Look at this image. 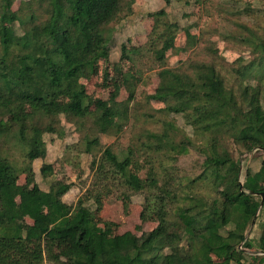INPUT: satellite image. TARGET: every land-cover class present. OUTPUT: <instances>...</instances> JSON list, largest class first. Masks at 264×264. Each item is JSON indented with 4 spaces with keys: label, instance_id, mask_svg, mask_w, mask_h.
I'll list each match as a JSON object with an SVG mask.
<instances>
[{
    "label": "trees",
    "instance_id": "16d2710c",
    "mask_svg": "<svg viewBox=\"0 0 264 264\" xmlns=\"http://www.w3.org/2000/svg\"><path fill=\"white\" fill-rule=\"evenodd\" d=\"M15 1L0 0V264H247L246 233L264 213V159L256 176L239 155L264 152V28L238 24L247 34L234 38L252 54L242 62L220 60L198 39L193 54L169 66L180 26L164 8L148 12L146 42H122L118 60L142 76L146 59L156 87L138 92L136 75L120 72L126 96L94 108L82 79L109 60L114 25L135 0H19L13 8ZM234 3L239 15L251 10ZM102 76L108 80L107 66ZM151 101L164 106L141 109ZM66 125L76 134L66 149L90 159V183L73 204L62 199L73 183L57 180L52 163L39 168L46 188L33 169L46 157L45 136L63 138ZM141 160L152 168L146 178ZM115 191L119 199L140 195L139 218L155 226L139 235L99 229L98 212Z\"/></svg>",
    "mask_w": 264,
    "mask_h": 264
},
{
    "label": "rangeland",
    "instance_id": "374dc122",
    "mask_svg": "<svg viewBox=\"0 0 264 264\" xmlns=\"http://www.w3.org/2000/svg\"><path fill=\"white\" fill-rule=\"evenodd\" d=\"M19 0L13 4V8L18 6ZM192 2V1H191ZM229 0H200L199 3H190L183 5L177 1H172L166 5L163 0H135L133 3L132 13L123 18L119 23L114 25L112 42L110 44V58L107 62L100 61L96 66V72L89 79H82L86 86V91L92 105L105 106L114 98L122 99L127 92L121 83L120 75L122 72L134 73L138 79L136 81L138 92L148 94L153 92L158 83L156 70H147L149 63L146 59L142 60L143 75H138L136 67L126 60H118L119 45L122 42L127 43L128 47L140 46L146 42L147 34L152 25V18L147 15L148 12L164 8L169 19L176 20L180 26L177 33L175 45L179 50H171L167 53L165 64L169 66L179 65L184 59L195 52L198 45V39H203V43L210 46L211 50L216 53L222 61L231 63L242 62L248 59L252 54L246 44L239 42L234 38L235 35L247 33L239 23L246 24L256 31L264 28V2L258 0H245L246 7L250 8L247 13H238L240 3L228 4ZM239 7V8H238ZM227 21V22H226ZM8 26V24H6ZM223 27V28H222ZM225 29V30H224ZM200 30H203L202 36ZM228 30V32H225ZM216 31V32H215ZM190 34V36H189ZM206 41V42H205ZM199 55V54H198ZM201 56V54L199 55ZM117 62V63H116ZM108 67V80L103 76V70ZM122 71V72H121ZM121 72V73H120ZM119 77L120 88L117 89V79ZM144 78V80H143ZM60 104H66L65 97H59L57 100ZM143 104V103H142ZM140 105V104H139ZM164 105L161 102L151 101L150 104L140 105L141 109L150 113H156ZM9 116L5 115L4 119L8 120ZM127 125L124 131H127ZM135 132L137 127L131 126ZM125 136V133H123ZM126 137V136H125ZM120 138V142L125 140ZM76 138V134L70 125H66V133L63 138L47 134L46 140V157L44 160H34L35 179L42 188H46L43 183L38 166L42 162H51L55 169L54 175L59 181L72 182L70 192L64 195L67 203L73 204L91 180L89 170V156L69 152L66 146ZM192 140L197 143L196 138ZM106 144L113 143L114 138H103ZM193 156H188L180 160L181 165L188 167ZM243 169L249 167L256 176L259 175V168L264 159V152L252 150L249 153L239 155ZM152 172L151 166L141 160L138 174L141 178H146ZM24 182V175H20L18 183ZM264 185V182H263ZM118 191L106 198L98 212V228L103 230L107 235L120 234L125 231H131L140 234L142 231L150 230L156 222L149 220L141 222L139 213L141 210L142 197L140 195L125 196L117 198ZM41 209L36 208L35 212ZM264 214V213H263ZM261 215V214H259ZM34 214L26 217V221L31 222ZM261 218V217H259Z\"/></svg>",
    "mask_w": 264,
    "mask_h": 264
},
{
    "label": "crops",
    "instance_id": "0c3cea01",
    "mask_svg": "<svg viewBox=\"0 0 264 264\" xmlns=\"http://www.w3.org/2000/svg\"><path fill=\"white\" fill-rule=\"evenodd\" d=\"M244 2H245V0H244ZM132 47H136V46H132ZM101 61H103V60H101ZM129 73H131V72H129ZM118 82H119V77H118L116 83H118ZM119 88H120V84L118 83L117 89H119ZM92 106L94 108H101V107H103L102 105H97V106L96 105L95 106L92 105ZM39 168H40V166H38V170H39ZM53 168H54V166H53ZM33 169H34V172H35L36 169H35L34 166H33ZM54 172H55V169H54ZM36 181H37V179H36ZM70 190H71V188H70ZM70 190H68L66 193L70 192ZM64 195H63V198H62L63 201H65ZM39 209H41V211H43L42 208H39ZM259 217H261V218H259ZM262 231H264V214L258 215V213H257L256 216L252 219L251 223L249 224V227H248V230H247V233H246L245 242H244V245H246V247L244 246V249H245V252L244 253L246 254L247 264H264V246H261L260 245V241H259L260 235H261V232ZM207 256L209 258L213 259L214 261H220L221 260L220 258H218L213 253H209V254H207Z\"/></svg>",
    "mask_w": 264,
    "mask_h": 264
},
{
    "label": "water",
    "instance_id": "95a60500",
    "mask_svg": "<svg viewBox=\"0 0 264 264\" xmlns=\"http://www.w3.org/2000/svg\"><path fill=\"white\" fill-rule=\"evenodd\" d=\"M263 200H264V194L261 193V200H260V206L263 204ZM257 214V213H256ZM256 216V215H255Z\"/></svg>",
    "mask_w": 264,
    "mask_h": 264
}]
</instances>
